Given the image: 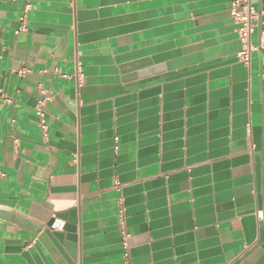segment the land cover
<instances>
[{"label": "crops", "instance_id": "0c3cea01", "mask_svg": "<svg viewBox=\"0 0 264 264\" xmlns=\"http://www.w3.org/2000/svg\"><path fill=\"white\" fill-rule=\"evenodd\" d=\"M235 1L0 0V264H264Z\"/></svg>", "mask_w": 264, "mask_h": 264}, {"label": "built area", "instance_id": "2783aa9c", "mask_svg": "<svg viewBox=\"0 0 264 264\" xmlns=\"http://www.w3.org/2000/svg\"><path fill=\"white\" fill-rule=\"evenodd\" d=\"M71 6L76 5V0H70ZM232 15L234 17V20L236 23H238V33H239V40L241 43V50L238 53V58L241 62H244L245 64L249 65L251 61V56L253 53L258 51V47L255 46L252 43L253 35L258 28V23L262 16H264V9L262 13H258L256 8L253 5L252 0H236L233 6ZM21 22L23 23V26L18 30L17 33H20L21 31L26 30V20L25 16L21 18ZM263 31H264V22L261 23ZM25 71H21L20 74L22 76L25 75ZM78 83L81 84L83 76L78 73ZM263 81H264V75H263ZM48 100V98H47ZM0 101L4 103H13V100L9 98L2 90H0ZM46 99L41 100L36 107V112L38 116L40 117V123L39 126L42 130L47 129V121H46V114L44 112ZM3 175L0 174V177ZM122 226L124 225V218L122 217L120 220ZM122 246L124 249V258L126 261V264H130V235L127 233V231L123 228L122 229Z\"/></svg>", "mask_w": 264, "mask_h": 264}, {"label": "water", "instance_id": "95a60500", "mask_svg": "<svg viewBox=\"0 0 264 264\" xmlns=\"http://www.w3.org/2000/svg\"><path fill=\"white\" fill-rule=\"evenodd\" d=\"M262 3L264 4V0H262ZM260 20H261V23L264 22V16H262ZM263 185H264V161L261 160V161H258V165H257V187H258V193H259L260 200L262 198ZM262 239H264V229L262 230Z\"/></svg>", "mask_w": 264, "mask_h": 264}]
</instances>
